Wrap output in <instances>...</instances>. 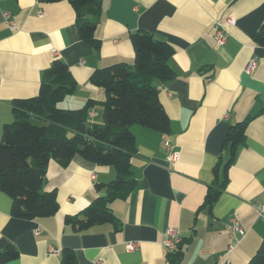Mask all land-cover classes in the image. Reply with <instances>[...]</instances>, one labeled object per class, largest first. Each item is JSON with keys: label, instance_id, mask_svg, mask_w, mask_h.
<instances>
[{"label": "crops", "instance_id": "0c3cea01", "mask_svg": "<svg viewBox=\"0 0 264 264\" xmlns=\"http://www.w3.org/2000/svg\"><path fill=\"white\" fill-rule=\"evenodd\" d=\"M102 22L96 37L100 50L80 40L76 13L67 1L0 0V139L14 120L16 99L36 96L42 76L56 58L62 59L78 83L62 103L79 109L103 94L91 84L95 70L134 62L130 36L147 31L170 43L176 78L156 85L171 122L165 135L134 126L138 154L133 158L137 188L125 200L111 204L120 229L102 224L76 232L68 216L84 210L100 193L96 185L116 179V170L77 156L67 167L49 164L44 191H56L60 209L48 218L13 217V200L0 190V252L14 246L17 259L0 264H61L64 250L76 253L78 264H168L164 247L168 228L192 237L181 264H247L257 252L264 231V47L252 35L264 23V0H102ZM9 12L10 21L4 13ZM234 18L232 37L224 46L215 40L216 22ZM56 50L57 55L53 54ZM253 74L245 67L253 57ZM103 109L89 118L97 121ZM247 121L246 138L228 169V185L210 212L198 211L214 172L230 157L224 147L230 130ZM102 122V121H101ZM181 154L170 163L166 142ZM236 218L245 235L236 248L226 225ZM41 231L40 235L36 232ZM134 242L138 248L127 251ZM57 249V255L50 253Z\"/></svg>", "mask_w": 264, "mask_h": 264}, {"label": "trees", "instance_id": "16d2710c", "mask_svg": "<svg viewBox=\"0 0 264 264\" xmlns=\"http://www.w3.org/2000/svg\"><path fill=\"white\" fill-rule=\"evenodd\" d=\"M45 3L67 1L76 13L80 40L100 50L102 42L96 31L102 22V0H41ZM135 57L132 64L120 62L94 71L92 85L103 94L101 100L90 99L79 109H60L58 105L78 89L68 65L56 58L42 76L36 96L16 99L12 104L14 120L4 126L0 139V190L13 200L12 215L18 219L34 220L56 215L60 209L56 191L43 187L49 164L57 161L62 167L75 157L116 170V179L96 185L98 195L88 207L66 223L76 232L102 224H120L111 204L125 200L137 188L133 158L138 154L134 126H141L169 135L171 122L160 100L156 82L168 83L176 78L170 60L175 48L147 31L131 34ZM256 46L264 47V23L252 35ZM95 108L103 109V121L89 118ZM247 121L238 123L229 132L224 147L230 157L219 174L222 162L214 172L216 180L209 186L198 211L210 212L228 185V169L234 162L237 148L246 138ZM192 237H183L174 252L168 253V264H181ZM19 257L10 246L0 252V262ZM61 264H78L73 250H64ZM247 264H264V231L257 252Z\"/></svg>", "mask_w": 264, "mask_h": 264}, {"label": "built area", "instance_id": "2783aa9c", "mask_svg": "<svg viewBox=\"0 0 264 264\" xmlns=\"http://www.w3.org/2000/svg\"><path fill=\"white\" fill-rule=\"evenodd\" d=\"M5 19L9 22L12 29H15V25L12 24L10 21L11 15L9 12L4 13ZM236 24V21L234 18H226L223 22H216V34H215V40L218 43L219 46H224L227 41L232 37V33L230 31V28L234 27ZM57 51L53 50V54L57 55ZM259 65V58L257 56H253L247 63L245 67V72L247 74H253ZM166 150L168 152L169 162L175 163L178 162L181 159V154L179 151H176L174 144L167 141L166 142ZM260 215L262 218H264V206L260 209ZM226 231L229 233L230 238V245L228 248L229 252H232L238 242H239V236L245 235V231L242 228L240 222L236 218H232L230 220V223L226 225ZM42 232L37 231L36 234L40 235ZM182 241V235L179 232L177 228H168L166 232V240L164 242V247L166 248L168 253H172L176 250L177 245ZM127 251L133 252L135 249L138 248V245L134 242H130L127 244ZM50 253L57 255L59 251L54 248H50Z\"/></svg>", "mask_w": 264, "mask_h": 264}, {"label": "rangeland", "instance_id": "374dc122", "mask_svg": "<svg viewBox=\"0 0 264 264\" xmlns=\"http://www.w3.org/2000/svg\"><path fill=\"white\" fill-rule=\"evenodd\" d=\"M62 104H63V103L61 102V103L58 105V107H59L60 109H62ZM63 109H64V108H63ZM96 120H97L96 122H98V123H100L101 121H103V120H102V117L97 118Z\"/></svg>", "mask_w": 264, "mask_h": 264}]
</instances>
